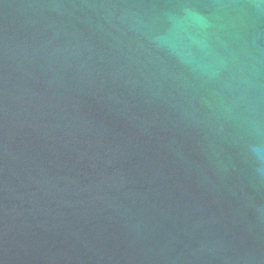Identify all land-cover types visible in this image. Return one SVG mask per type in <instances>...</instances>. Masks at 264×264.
I'll return each instance as SVG.
<instances>
[{
	"label": "water",
	"instance_id": "95a60500",
	"mask_svg": "<svg viewBox=\"0 0 264 264\" xmlns=\"http://www.w3.org/2000/svg\"><path fill=\"white\" fill-rule=\"evenodd\" d=\"M0 264H264V0H0Z\"/></svg>",
	"mask_w": 264,
	"mask_h": 264
}]
</instances>
